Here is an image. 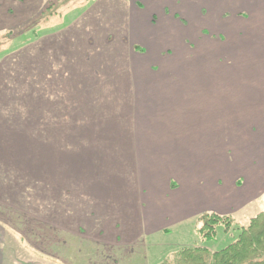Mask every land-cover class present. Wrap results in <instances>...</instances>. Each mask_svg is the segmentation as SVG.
I'll return each mask as SVG.
<instances>
[{"label":"rangeland","instance_id":"374dc122","mask_svg":"<svg viewBox=\"0 0 264 264\" xmlns=\"http://www.w3.org/2000/svg\"><path fill=\"white\" fill-rule=\"evenodd\" d=\"M119 1L126 3L122 8L125 15L120 13L116 19L111 8L117 0H48L45 12L37 13L26 29L0 32V60L7 61L19 51L34 59L46 41L51 46L42 52L44 64L55 66L53 72L32 69L26 82L15 80L12 85L26 89L39 82L38 89L47 93L55 87L64 91L66 86L78 91L63 93L61 108H73L77 114L75 135L81 136L62 141L61 147L55 148L54 160L59 182L72 183L79 207L89 198V211L97 215L89 212L93 225L106 215L110 216L111 231L132 226L134 221L125 219L133 216L134 196L141 204L134 178L139 181L140 172L146 175L141 167L153 173L170 156L178 170L187 167L196 178L216 170L224 186L227 182L240 191L252 181L255 188L252 185L236 205L241 208L223 214L233 220L230 229L219 224L215 238L204 242L194 224H188L191 230L184 225L158 240L164 258L195 244L222 250L237 240L250 219L264 211V28L253 25L264 23V0ZM84 6L90 15L82 28L63 26L50 31L52 23L74 20ZM92 22L95 26L90 27ZM196 36L205 42L199 43ZM9 85V81L0 80V91ZM87 88L92 93L85 92ZM42 98L53 103L48 94ZM140 99L150 101L142 106ZM102 114L105 126L98 124ZM140 120L147 121L145 126ZM72 126L65 127L73 131ZM117 131L124 139L116 138ZM139 132L141 136L149 134L146 145L154 149L152 157L138 152L133 136L138 137ZM168 134L173 135L171 139L177 136L168 143L176 148L172 154L157 146L166 144ZM197 144L200 149L195 148ZM45 149L50 150L48 146ZM45 165L51 166L50 161ZM28 219L27 226L17 218L12 219L13 225L0 221V264L88 262L76 245L73 252L66 247L58 253L52 250L53 244L45 243L38 229L33 230L37 224ZM22 227L30 230L29 237L22 234ZM132 239L127 236L126 241ZM130 250L118 251L121 264L136 263V259L127 260ZM141 261L140 256L137 263Z\"/></svg>","mask_w":264,"mask_h":264},{"label":"crops","instance_id":"0c3cea01","mask_svg":"<svg viewBox=\"0 0 264 264\" xmlns=\"http://www.w3.org/2000/svg\"><path fill=\"white\" fill-rule=\"evenodd\" d=\"M47 1L0 0V32L8 28L26 29V25H31L30 21L37 13H41L43 9L45 12ZM115 3L117 5L111 8V13L118 19L120 13L122 16L125 15L126 3L119 0ZM122 8L124 9L122 10ZM88 9L84 6V10L80 15L72 21L66 18L68 20L66 22L52 23L49 26L53 27L50 31L63 26L74 30L82 28L83 24L89 20L90 13ZM38 25L40 29L43 27L40 24ZM253 25L264 28V23ZM89 26H95L94 22L90 23ZM133 28H136L135 25ZM85 29L87 28L85 27ZM196 37L199 43L205 42L202 40L203 38ZM242 39L240 38L237 40L238 42L234 43L237 44ZM48 45L50 43L46 41L42 43V47L38 48L40 52L37 53L34 59H28L27 53L19 51L7 61L6 59L0 60V80L3 79L10 83L8 87L0 91L1 222L13 225L12 219L17 218L21 223H24V226H27L30 223V221L27 222L29 218L28 220L37 224V227L33 230L38 229V236L44 238L45 243L48 245L52 243L53 247L50 248H54L52 250L55 252L58 253L60 249L65 247L73 252V247L78 246V253H84L85 260L88 261L84 264H121L123 258L119 256L118 251L124 248L131 249L128 252L129 258L127 260L135 261L136 259V263L131 264H159L164 258L162 248L158 250L160 245L158 240L160 238L167 237L177 228L182 229L184 225V229L191 230L188 224H194L196 229L198 219L205 214H231L232 210L237 208L236 205L245 199L242 196L253 185L252 181L248 186L243 187L244 189L247 187L245 190L240 191L227 182L224 186L223 178L215 173L216 170L214 173L203 174L202 179L200 177L196 178L194 174H189L187 167L178 170L179 168L176 167L178 165L173 164L172 156H170L164 161V164L157 165L153 169V173H149L141 167L146 175L140 172L139 181H137L138 177L134 178L135 186L140 187L138 196L141 204L138 203L137 195L134 196L133 216L125 219L126 222L134 221V224L130 226L132 230L127 227L123 231H115L114 228L111 231L109 229L110 216L107 217L106 215H102L101 218L97 219L98 225H93V220L89 215V212H92L89 211L88 207L90 205L89 198H84L82 200L84 206L79 207V204H81L77 201L79 195L73 191L72 183L69 181L59 182L58 168H56V161L54 160L56 158L55 148L61 147L62 141L70 142L74 138L78 140V137L81 136L75 135L74 118L77 114L74 115L73 108L71 111L68 108L64 110L61 108L63 93L73 94L78 91L66 86L65 88L68 89L64 91L59 87H55L50 88L51 91L47 93V91L38 89L39 82L38 85H32V87L26 89H21L18 84L13 86L11 83L15 80L17 83L26 82L29 78V71L32 69H43L46 73L47 71L48 73L53 72L55 66L44 64L46 59L42 52L46 50ZM201 52L199 50L198 60H200ZM151 82L153 81L151 80ZM87 90L88 88L85 92L89 93L91 91L92 93V90ZM45 94H48L53 103L44 102L42 96L45 97ZM71 94L69 96L73 98ZM145 101L150 100L147 99L142 102V99H140L139 104L143 106L146 103ZM101 107L105 108L104 106ZM99 117H103L100 119L102 122H98L99 126H105V116L102 114ZM62 119L65 121L63 122ZM140 121H143V124L140 125L145 126L144 124L147 121ZM65 126H72L74 129L73 131L67 130ZM118 131L114 133L116 138L124 139V134H118ZM63 132H66L64 137H62ZM139 133L138 137L133 136L138 152L143 155L145 153L149 154L152 157L154 149L150 145H146L149 134L141 136L142 133ZM172 136V134H168L167 137H164L167 138L165 145L164 143L163 145H157L159 147L163 146L164 152L170 154L176 149L174 144H168L171 141L174 142L173 140L177 137L175 135L176 137L171 139ZM129 140L133 143L132 139ZM207 141L209 139H204L203 142ZM47 146L50 150L45 149ZM195 148L200 149V144H197ZM203 148L207 149V146L203 145ZM212 156L214 158L216 153ZM48 160L51 166L46 167L45 164ZM198 162L197 160V164ZM218 165L221 169L220 163ZM229 180L230 178H227V181ZM121 184L124 185L123 182ZM253 187L255 188L254 185ZM137 189L139 188H136V191ZM234 202L236 204L232 205ZM41 205H43L42 210L40 209ZM240 208H237V210ZM91 214H93L91 216H97L94 215V212ZM119 221L118 223L121 222ZM21 230L25 237L30 236L28 234L29 229L22 227ZM127 236L133 237V241H126ZM137 247H141V250H137ZM152 247H154V251ZM140 256L143 262L137 263Z\"/></svg>","mask_w":264,"mask_h":264},{"label":"trees","instance_id":"16d2710c","mask_svg":"<svg viewBox=\"0 0 264 264\" xmlns=\"http://www.w3.org/2000/svg\"><path fill=\"white\" fill-rule=\"evenodd\" d=\"M229 215L206 214L198 219L196 230L205 240L214 239L216 227L224 224L230 229L233 220ZM234 242L219 251L205 245L181 247L166 256L159 264H264V211L250 219Z\"/></svg>","mask_w":264,"mask_h":264}]
</instances>
